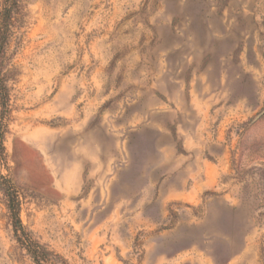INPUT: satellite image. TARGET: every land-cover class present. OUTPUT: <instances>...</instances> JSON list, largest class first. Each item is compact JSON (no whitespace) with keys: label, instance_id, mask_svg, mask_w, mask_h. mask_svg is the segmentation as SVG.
<instances>
[{"label":"rangeland","instance_id":"obj_1","mask_svg":"<svg viewBox=\"0 0 264 264\" xmlns=\"http://www.w3.org/2000/svg\"><path fill=\"white\" fill-rule=\"evenodd\" d=\"M1 72L0 264L8 187L68 264H264V0H17Z\"/></svg>","mask_w":264,"mask_h":264},{"label":"trees","instance_id":"obj_2","mask_svg":"<svg viewBox=\"0 0 264 264\" xmlns=\"http://www.w3.org/2000/svg\"><path fill=\"white\" fill-rule=\"evenodd\" d=\"M17 6V0H5L4 7L0 13V101L3 107L7 106V87L2 77L1 61L3 52L10 33V22L12 12ZM5 130L0 124V150L4 151ZM8 198V210L14 230V237L17 243L25 249L34 264H68L59 254L49 250L39 241L33 238L31 233L23 226L20 219V201L18 193L13 187H8L6 191Z\"/></svg>","mask_w":264,"mask_h":264},{"label":"water","instance_id":"obj_3","mask_svg":"<svg viewBox=\"0 0 264 264\" xmlns=\"http://www.w3.org/2000/svg\"><path fill=\"white\" fill-rule=\"evenodd\" d=\"M264 113V111L261 113V114H259L254 120H256V119H258L259 117H261V115Z\"/></svg>","mask_w":264,"mask_h":264}]
</instances>
